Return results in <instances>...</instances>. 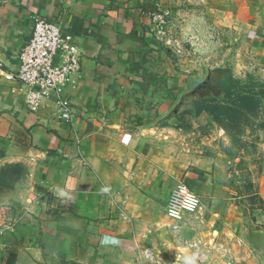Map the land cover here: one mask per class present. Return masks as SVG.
<instances>
[{
    "label": "crops",
    "instance_id": "0c3cea01",
    "mask_svg": "<svg viewBox=\"0 0 264 264\" xmlns=\"http://www.w3.org/2000/svg\"><path fill=\"white\" fill-rule=\"evenodd\" d=\"M171 1L0 0V165L21 172L0 191V264H195L183 242L195 237L222 244L237 264H264V176L262 206L246 213L237 202L248 195L227 191L221 159L182 170L165 153L179 91L195 85L148 20ZM39 16L69 26L80 54L65 90L71 123L46 106L29 111L4 75ZM218 16L224 24L225 11ZM181 174L203 202L174 238L164 204Z\"/></svg>",
    "mask_w": 264,
    "mask_h": 264
},
{
    "label": "rangeland",
    "instance_id": "374dc122",
    "mask_svg": "<svg viewBox=\"0 0 264 264\" xmlns=\"http://www.w3.org/2000/svg\"><path fill=\"white\" fill-rule=\"evenodd\" d=\"M214 2L215 12L205 0H172L153 21L179 73L195 77L193 89L179 91L174 105L178 113L170 125L174 135L166 143L165 153L173 154L182 170L203 157L221 159L229 181L225 188L235 196L248 195L237 202L247 213L262 206L255 193L259 178L264 176V99L252 108L245 107L242 113L217 115L202 110L196 101L232 105V95L227 98L222 88L224 79L243 86L241 93L250 89L251 83L264 84V57L252 51L255 33L264 38V0ZM222 11L226 13L224 24L219 23L222 17L218 12ZM197 110L200 112L194 114ZM12 174H7L9 183L0 191L13 188L16 182H11ZM17 174L18 180L20 169ZM179 180L188 182L184 174ZM200 201L202 205L201 197ZM184 231L186 235L190 232L187 228ZM167 233L171 236L169 230Z\"/></svg>",
    "mask_w": 264,
    "mask_h": 264
},
{
    "label": "built area",
    "instance_id": "2783aa9c",
    "mask_svg": "<svg viewBox=\"0 0 264 264\" xmlns=\"http://www.w3.org/2000/svg\"><path fill=\"white\" fill-rule=\"evenodd\" d=\"M156 14L149 13V19L154 20ZM80 67V54L71 28L39 16L34 18L31 36L20 49L18 68L4 75L20 84L29 111L36 112L46 106L54 116L71 123L74 114L65 90L71 74ZM200 205L199 194L187 182L177 180L170 188L164 215L165 226L174 238H179L186 219L197 212ZM183 242L195 264H237L220 243L204 242L198 237L183 239Z\"/></svg>",
    "mask_w": 264,
    "mask_h": 264
},
{
    "label": "trees",
    "instance_id": "16d2710c",
    "mask_svg": "<svg viewBox=\"0 0 264 264\" xmlns=\"http://www.w3.org/2000/svg\"><path fill=\"white\" fill-rule=\"evenodd\" d=\"M250 85V89H248L244 93H241L242 89L244 88L243 86H240L236 81L232 80L230 82L228 79H224L222 88L225 90V95L227 98L230 97L229 95H232V97L230 98L232 101V105H227L226 102L220 101H216V103L212 104L210 100H199L196 101V104H202L201 109L208 111V113L212 115H217L222 112L242 113L245 107L252 108L258 105L261 99H264V84L251 83ZM254 86H257L256 90L254 89ZM199 112V110H197L196 112L194 111V114H198ZM215 118L217 119V116H215ZM19 169L20 168L17 164L5 163L0 165V189H2L7 183H9V178H7L8 173H13L11 182H16L18 178L17 172L19 171Z\"/></svg>",
    "mask_w": 264,
    "mask_h": 264
}]
</instances>
